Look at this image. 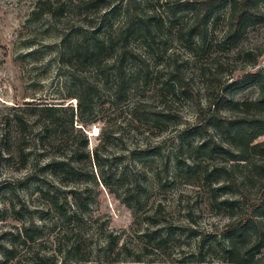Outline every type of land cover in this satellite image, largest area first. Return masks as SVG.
I'll list each match as a JSON object with an SVG mask.
<instances>
[{
    "label": "rangeland",
    "instance_id": "obj_1",
    "mask_svg": "<svg viewBox=\"0 0 264 264\" xmlns=\"http://www.w3.org/2000/svg\"><path fill=\"white\" fill-rule=\"evenodd\" d=\"M37 1L0 0V237L36 234L33 242H16L12 264H62L72 245L77 262L102 264L109 235L119 237L111 264H198L193 255L206 254L209 241L214 249L205 261L225 264L219 240L232 224L247 230L242 252L264 264V146L255 148L264 141V1L250 26L227 40L226 11L205 24L181 6L185 0H49L55 19L33 16ZM129 18L139 26L125 27ZM96 29L113 40L101 58L104 75L59 60L64 36L73 42ZM117 70L128 90L120 101L113 96ZM80 85L90 86V97L78 118L73 96ZM45 103L66 107L57 118L68 143L61 149L49 142L40 158L31 108ZM16 117L28 123L25 140ZM25 143L22 166L17 153ZM76 151V160L88 156L74 164L65 186L59 174H31L33 163ZM29 174L43 180L29 182ZM135 186L139 205L126 207ZM55 189L66 197L68 215H76L68 221L49 210ZM147 230L162 242L146 237L147 245Z\"/></svg>",
    "mask_w": 264,
    "mask_h": 264
},
{
    "label": "trees",
    "instance_id": "obj_2",
    "mask_svg": "<svg viewBox=\"0 0 264 264\" xmlns=\"http://www.w3.org/2000/svg\"><path fill=\"white\" fill-rule=\"evenodd\" d=\"M264 0H185L184 2H181V6L190 7L193 9V12L200 16L202 21L207 24V20L211 18L212 15L217 14V12L220 11H226L229 27L228 30L225 33V38H233L237 34L242 33L250 26V22L257 17L258 13V7L259 3L263 2ZM132 2L130 0L129 4ZM175 3V2H174ZM176 5V4H173ZM58 10V9H57ZM116 11L115 6L112 7L110 10H108V13H114ZM222 11V12H223ZM32 15L36 17L46 16L51 19L56 18V11L52 7V3L49 0H38L35 4L34 9L32 10ZM128 28L133 29L134 26H139V20H132L131 18L128 19V22L126 24ZM123 35L122 37H119V40H125L124 34H126L125 29L121 32ZM79 34V33H78ZM72 34H68L64 36L63 39L60 41L59 45V52L58 57L61 62H65L67 60L69 63L73 62V67L77 72L82 71L84 68H91L93 74L92 76H101L104 75V71L106 67H102V57L104 52L108 48H112V41L111 36L103 37L101 38L99 35V30H92L89 31L87 34L83 35H76L73 38V42H67L65 40L68 37H72ZM125 44V42L123 41ZM125 45H122L118 50V56L123 57L124 56V47ZM37 52L31 53L35 54ZM120 58L116 62L119 61ZM96 84V83H95ZM95 86H98L96 84ZM114 93L113 96L118 100H124L127 95V88L124 78L121 76L120 72L117 70L116 76H115V82H114ZM90 86L89 85H80L77 89L78 94L74 95L73 98L77 102L76 105V111L78 113V118L82 117L85 114V98L90 97ZM66 107L62 106H55L52 103H45L41 104L39 107L35 106L31 109H33V112H37L36 114L38 117L35 119L37 120V124L39 125L38 133L36 136H34L32 141V146L36 151H41V154L39 157L45 156L44 153L46 152V147L49 142L55 140L57 142L58 148L64 149L67 145V139H64L63 133L65 130L66 125L61 123L59 119L57 118V113L60 111H66ZM71 111V117H73V109H70ZM35 114V115H36ZM15 123L20 131L19 138L24 139L23 132H25V128L28 126V123L26 120H24L22 117H16ZM73 121L72 118L69 122L70 129L73 130L72 127ZM78 129V128H77ZM78 133H80L79 137L82 139L81 146L86 147L87 145V138L86 136L82 135L80 129L76 130ZM25 140V139H24ZM21 144V143H20ZM264 146V141L258 144L255 148ZM30 148L28 144L25 143V145H21V147L18 150L17 156L18 161L22 163V166H26L28 161V154L25 153V151ZM264 149V148H263ZM77 150V149H76ZM76 152H72L69 157L65 156H59L57 158L52 159H44L46 161L43 162L42 166L39 165V163H33L32 164V171L31 174H35L36 172L40 174V176L47 175H57L60 176V182L59 184L65 186L66 183L64 180H67L68 177L74 176V174L77 171V168L75 167L76 162H80L83 158H87V154H80L77 157V160L74 158ZM94 156L97 157V153L94 154ZM13 157H8L6 160H12ZM75 159V160H74ZM74 160V161H73ZM75 162V163H74ZM25 168V167H23ZM29 174L25 179L29 180V182H39L41 180V177H36V175ZM37 174V175H38ZM102 177V183L104 186H108L106 184V179ZM43 180V179H42ZM63 182V183H62ZM57 192H59L58 189H55V192L49 193V201L52 203V207L49 210H53L59 215V218L61 220H67L75 217L70 216L65 210V206L67 203L66 197L63 199L57 198ZM66 194V193H65ZM80 200V199H79ZM141 200V189L137 186L133 188L132 193L128 191L126 194V197L124 199L123 205L124 206H130V207H137L139 205V202ZM63 201V202H62ZM81 213V212H80ZM76 219V218H75ZM247 226V225H246ZM239 228V227H238ZM146 231V234H144V242L149 245L148 241L146 240V237L150 238L152 236H155L157 239V242H162L161 235L157 234V231ZM232 232V233H231ZM234 232V233H233ZM245 233L247 234V230L241 231V229H236V225L232 224L228 230L223 232L220 235L219 241H222L225 247H223L222 251V257L225 261V264H261L258 260H254L255 255H248L247 253L242 252L241 247V238L245 237ZM36 234L34 231H28V230H22V232H18L15 236L18 241L21 240L22 244H25L26 242H33L34 236ZM8 237L6 239L0 237V264H12L13 260L16 256V242L13 238L14 235L8 234ZM164 236H168V233H166ZM163 237V236H162ZM204 240L200 239V243H203ZM259 242L258 237H254L253 243L257 244ZM119 244V237L109 235L108 243L106 246V250L104 248L102 249V264H111L110 254L114 250V247H117ZM202 248L205 247V244H201ZM262 246V245H261ZM258 247V248H261ZM206 254L209 256L210 251L214 249V243L209 241L206 244ZM120 251L126 252L125 246H122L120 248ZM79 252L78 246L72 245L70 247L69 251L67 252V255L63 261L62 264H83L82 262H77L74 257H72V254H75ZM206 254L196 253L198 257V264H214L212 262L207 263L206 260ZM66 258H68V261H66ZM126 257H123V260H125ZM137 262H140V260H137ZM14 264H19L17 261H15ZM37 264H50V261L48 260H42L39 259Z\"/></svg>",
    "mask_w": 264,
    "mask_h": 264
}]
</instances>
